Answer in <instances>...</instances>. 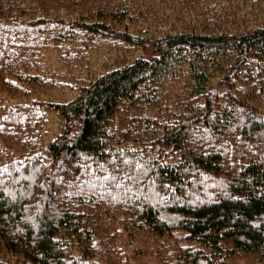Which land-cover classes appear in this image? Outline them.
<instances>
[{
	"label": "trees",
	"instance_id": "16d2710c",
	"mask_svg": "<svg viewBox=\"0 0 264 264\" xmlns=\"http://www.w3.org/2000/svg\"><path fill=\"white\" fill-rule=\"evenodd\" d=\"M0 264H264V0H0Z\"/></svg>",
	"mask_w": 264,
	"mask_h": 264
},
{
	"label": "rangeland",
	"instance_id": "374dc122",
	"mask_svg": "<svg viewBox=\"0 0 264 264\" xmlns=\"http://www.w3.org/2000/svg\"><path fill=\"white\" fill-rule=\"evenodd\" d=\"M106 54H107V52H105V50H102V49L98 50L96 55L92 57L91 63L92 64H98L105 56H107ZM52 62H54L53 57L51 58V64H52ZM51 117H52V115H50L49 132H53L55 129V126L57 125L56 119L52 118V120H51ZM51 135H53V134H51Z\"/></svg>",
	"mask_w": 264,
	"mask_h": 264
}]
</instances>
